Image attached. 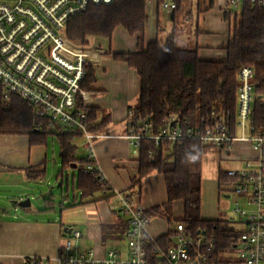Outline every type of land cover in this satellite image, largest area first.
Returning a JSON list of instances; mask_svg holds the SVG:
<instances>
[{
  "label": "built area",
  "instance_id": "built-area-1",
  "mask_svg": "<svg viewBox=\"0 0 264 264\" xmlns=\"http://www.w3.org/2000/svg\"><path fill=\"white\" fill-rule=\"evenodd\" d=\"M113 0H0V86L5 95L22 98L49 129L63 126L81 135L88 150L87 159L95 162V142L107 134L91 129L88 112L80 102H86L89 91L82 87L91 62L90 51L65 36L70 17L85 11L90 5L109 4ZM197 0H146L171 17L179 3ZM226 11L240 12L246 0H224ZM264 7V0H250ZM185 20H190L186 15ZM257 71L244 65L237 74V106L234 118L213 109L211 121L184 130L176 115L174 125L154 132L151 125L128 122L127 138L139 148L142 139L180 142L184 138H199L205 148H215L229 158V151L237 143H246L254 156L246 158L244 168L224 171L235 179L234 192L245 201L234 207L238 219L234 226L239 231L235 251L231 255L241 264H264V129L256 125L257 105L264 108V91L257 90ZM175 123H177L175 125ZM203 125V126H202ZM98 171L95 164L85 167ZM101 192L111 189L103 176ZM232 190H227V193ZM118 209L128 225L125 247L102 250L77 249L84 235L71 231L60 249L58 264H210L215 241L204 232L194 236L186 232L183 223L176 225L173 242L163 247L150 231L151 216L147 207L134 196L116 192ZM34 264H47L44 259L32 258Z\"/></svg>",
  "mask_w": 264,
  "mask_h": 264
},
{
  "label": "trees",
  "instance_id": "trees-1",
  "mask_svg": "<svg viewBox=\"0 0 264 264\" xmlns=\"http://www.w3.org/2000/svg\"><path fill=\"white\" fill-rule=\"evenodd\" d=\"M179 3L178 12L182 8ZM225 19L232 24L231 36L225 49V60H204L198 56V48H183L178 44L175 31L164 42L157 39L145 44L144 32L148 21L146 0H113L109 4L90 5L85 11L68 20L65 36L72 42L86 44L89 36L111 38L117 27L124 28L136 37L135 50L113 52L112 58L127 64L139 76V94L137 103L129 107L127 120L133 124L146 123L151 130H159L171 124L170 117L176 115L184 130L211 121L213 109L221 110L229 118H234L237 106V74L244 65L256 68L257 90L264 91V7L246 0L240 12L226 11ZM96 79V68L88 64L82 87L89 89ZM89 114L91 129L100 131L112 120L110 114L100 118L98 107L79 104ZM26 101L15 94L5 95L0 86V133L28 134L31 144H45L49 136H55L60 148L63 170L72 163H78L79 171L75 175V189L79 193L78 203L96 201L95 195L101 192L102 176L99 171H89L85 167L95 164L87 157L76 155L77 146L73 143L76 133L63 126L49 129L44 121L39 122ZM177 123H175L176 125ZM256 125L264 129V108L257 105ZM203 126V125H202ZM205 146L199 138H184L178 142L155 144L153 139H142L138 155V168L131 175L130 192L140 193L143 180L152 172L163 174L167 201L147 212L150 215L172 216L174 201L182 202L183 216L174 219L183 223L186 232L194 236L204 232L215 241V250L210 255L213 264H241L230 253L235 251L239 235L233 219L201 218L202 162ZM29 178L44 179L45 167L26 171ZM235 179L219 172V188ZM108 194L103 198H110ZM52 200V198H46ZM118 215V211H117ZM120 218V217H119ZM123 219L106 227L109 234L118 233L123 238L127 224ZM108 234V235H109ZM173 231L157 238L163 247L172 241ZM156 264V263H154Z\"/></svg>",
  "mask_w": 264,
  "mask_h": 264
},
{
  "label": "crops",
  "instance_id": "crops-1",
  "mask_svg": "<svg viewBox=\"0 0 264 264\" xmlns=\"http://www.w3.org/2000/svg\"><path fill=\"white\" fill-rule=\"evenodd\" d=\"M182 5L179 10H182V21L177 32L176 14L173 13L171 17H168L156 5L146 3L148 21L144 32L145 44L157 39L164 42L175 31L180 47L198 48V56L204 60H225L227 56L225 47L231 36V24L224 17L225 1L197 0L195 3ZM186 15H190L189 21L185 20ZM161 18L165 24L172 22V27L162 30V33H160ZM117 29L124 31L134 44L132 48L111 52L135 50L138 33L131 36L124 28ZM95 39L90 47L92 51L97 52V55L90 64H94L96 68V79L87 89L89 97L85 105L100 108L98 118L103 114H110L112 118L109 124L100 130L107 136L96 140L94 150L95 167L111 189L106 195L113 193V196L106 199L103 198L106 196L103 192H98L95 195L98 200L86 201L84 204L68 208L66 206L71 205L73 200L76 199L75 203H78V192L73 197L67 194L69 198L62 195L59 202H56L54 197L52 200H46L48 197H45L42 192H36L32 186L43 184L46 178L56 174L57 182L60 181L62 187L65 183L62 179L69 174L67 170L79 168L78 163L76 168L72 167L74 164L72 163L68 169L63 170L60 148L55 136H49L45 144H31L28 134L0 133V264H34L33 257L44 259L47 264H58L57 258L62 244L70 238L73 229L80 230L83 235L86 234L81 240L87 237L94 239L96 246L91 248L99 251L109 247L123 248L126 231L124 238H118V233L109 234L106 228L119 219L125 221L118 209L119 202L115 193L122 192L134 196L144 203L147 209L167 201L164 176L157 171L144 179L140 193L130 192L131 175L136 173L139 162L136 147L126 136L129 125L127 114L129 107L137 103L140 79L136 71L128 67L126 63L112 58L110 50L102 47L101 37H95ZM101 49L102 53L98 54ZM238 155L249 158L254 156V152L248 144L237 143L229 151V156L232 158ZM41 167L46 169L44 179L35 180L27 176V170ZM217 171L219 187L220 170ZM148 188L152 191L149 192ZM29 189L31 191H28ZM26 198H30L29 206L17 204L16 201ZM177 203L181 204L180 216L174 209ZM150 216L152 223V219L159 214ZM182 216V202L174 201L171 220L174 221ZM230 219H233V222L236 221L235 218ZM151 223L150 231L156 238L170 230L174 235L176 233V222L173 229L159 233H154ZM79 242L80 240L77 243V249L85 250L78 247ZM110 243H114L115 246H109ZM210 264L213 263L210 262Z\"/></svg>",
  "mask_w": 264,
  "mask_h": 264
},
{
  "label": "rangeland",
  "instance_id": "rangeland-1",
  "mask_svg": "<svg viewBox=\"0 0 264 264\" xmlns=\"http://www.w3.org/2000/svg\"><path fill=\"white\" fill-rule=\"evenodd\" d=\"M182 10L177 12V19L175 21L176 24V31L179 32V24L182 21ZM226 25V24H225ZM168 27H172V22L170 21L168 24H165V21L161 18L160 23V33H162V30L167 29ZM118 28V27H117ZM116 28V29H117ZM232 29V24H231ZM95 37L98 36H89L87 38L86 44L76 43L78 45H84V47H87L89 49L91 43H93V40H96ZM102 47H105L111 51H120V50H126L129 48H132L133 46V40L128 38L127 34H124V31L117 29L111 38H102ZM91 49V47H90ZM89 49V51H90ZM108 50V51H109ZM102 53V49L98 52V54ZM97 52L90 51V56L92 60L96 59ZM91 60V61H92ZM90 64V63H89ZM94 65V64H92ZM109 68V66H108ZM85 139L81 135H76L73 139L74 144L77 146V155L80 157H87L88 156V150L86 149L84 145ZM246 154V153H245ZM245 160L246 158H243V155H238L236 157L226 158L223 153L221 154L218 152L215 148H205L203 152V162H202V190H201V218L209 219V218H220V219H230L235 218L238 219V216L234 213V207L236 204H240L241 206H245V201L242 199L241 196H239L237 193H235L234 187L235 184L232 182H226L222 184L221 188L218 187V178H217V170H223L227 171L229 169H237L240 170L244 168L245 166ZM80 168V167H79ZM71 169L69 168L68 176H65L62 180H64V184L61 187V182H57L56 174L50 175L48 178H46V182L43 184H39L35 187L32 186V188L36 192H42L44 193L45 197L52 198L54 197L56 202L61 201L62 195L69 197H73L74 194H77V191L75 189V183L76 179L75 176H73L74 172L75 175L78 173V169ZM144 181V180H143ZM144 185V182H143ZM227 190H232L227 193ZM28 191H31L30 189ZM148 191L151 192L152 189L148 188ZM160 196H162L160 194ZM67 196V198H69ZM176 213L180 216L181 215V204L177 203L175 205ZM152 228L154 230V233L159 232H165L169 229H173L175 227L174 221H169V219L166 216H155L152 219ZM86 236V234L84 233ZM124 238V236H123ZM125 240V238H124ZM96 246V242L94 239H91L88 237L84 240H80L78 247L81 249H88L91 247ZM109 246H115L114 243H110Z\"/></svg>",
  "mask_w": 264,
  "mask_h": 264
},
{
  "label": "water",
  "instance_id": "water-1",
  "mask_svg": "<svg viewBox=\"0 0 264 264\" xmlns=\"http://www.w3.org/2000/svg\"><path fill=\"white\" fill-rule=\"evenodd\" d=\"M171 125H174V122H171ZM77 164L74 163L72 167L76 168ZM19 206H29L30 198L23 199L21 201H16Z\"/></svg>",
  "mask_w": 264,
  "mask_h": 264
}]
</instances>
